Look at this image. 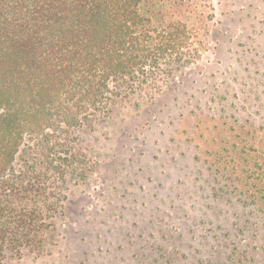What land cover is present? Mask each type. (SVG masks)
Instances as JSON below:
<instances>
[{
  "label": "rangeland",
  "instance_id": "1",
  "mask_svg": "<svg viewBox=\"0 0 264 264\" xmlns=\"http://www.w3.org/2000/svg\"><path fill=\"white\" fill-rule=\"evenodd\" d=\"M184 2L200 59L82 131L87 176L7 264H264V0Z\"/></svg>",
  "mask_w": 264,
  "mask_h": 264
},
{
  "label": "trees",
  "instance_id": "2",
  "mask_svg": "<svg viewBox=\"0 0 264 264\" xmlns=\"http://www.w3.org/2000/svg\"><path fill=\"white\" fill-rule=\"evenodd\" d=\"M184 4L0 0V264L43 250L64 185L88 174L82 131L200 59L205 43L177 18Z\"/></svg>",
  "mask_w": 264,
  "mask_h": 264
}]
</instances>
